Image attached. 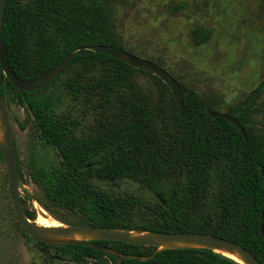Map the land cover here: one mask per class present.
Wrapping results in <instances>:
<instances>
[{"label": "trees", "instance_id": "1", "mask_svg": "<svg viewBox=\"0 0 264 264\" xmlns=\"http://www.w3.org/2000/svg\"><path fill=\"white\" fill-rule=\"evenodd\" d=\"M193 38L196 45H203L211 33L197 28ZM2 39L13 71L23 80L42 76L75 55L53 83L30 93L20 92L0 65V94L7 107L10 99L24 108L40 140L62 158L52 166L32 164L31 177L43 191L45 208L79 212L85 217L84 226L210 234L242 245L264 264V130L252 122L264 97V82L236 114L228 113L243 126L244 137L225 118H212L208 113L212 108L193 90L181 85L184 113L180 117L172 93L159 77L86 50L102 45L125 51L105 0H8ZM98 65L102 78L85 88L97 92L102 111L92 131L79 136L48 91L73 67L93 71ZM138 74L148 75L160 86L157 102L140 96ZM82 76L76 73L65 86L73 90ZM214 174L219 188L208 211ZM124 179L158 194L159 201L144 204L94 183ZM165 185L168 189L162 191ZM22 201L28 217L36 220V213ZM37 242L45 252L53 248L75 263L238 264L206 248L159 251L115 241L88 242L119 254L121 261L112 252L80 244Z\"/></svg>", "mask_w": 264, "mask_h": 264}, {"label": "rangeland", "instance_id": "2", "mask_svg": "<svg viewBox=\"0 0 264 264\" xmlns=\"http://www.w3.org/2000/svg\"><path fill=\"white\" fill-rule=\"evenodd\" d=\"M24 2L29 0H23ZM116 32L125 51L158 64L180 85L196 92L219 114L232 113L247 96L264 82V0H105ZM202 28L211 33L210 40L196 45L193 32ZM83 73L74 89L65 83ZM101 65L93 71L76 66L54 84L51 94L61 115L73 121L76 134L88 135L99 114L97 92L85 84L102 78ZM140 96L157 102L160 86L148 75H135ZM151 97V98H150ZM20 173L22 199L36 213L58 227L84 226L85 217L60 207L50 210L43 206L42 189L31 177L32 164H60L59 152L40 140L25 109L8 99ZM264 130V97L257 104L252 120ZM94 183L106 190L141 200L144 204L159 201V195L140 184L124 179L117 183ZM212 197L207 205L211 210L219 188L214 174ZM168 186H162L165 191ZM140 219H136L139 223ZM135 225V224H134ZM51 227V226H48ZM53 227V226H52ZM139 234V233H137ZM0 264H94L75 263L61 252L50 248L45 252L19 223L9 196L7 166L0 157Z\"/></svg>", "mask_w": 264, "mask_h": 264}, {"label": "water", "instance_id": "3", "mask_svg": "<svg viewBox=\"0 0 264 264\" xmlns=\"http://www.w3.org/2000/svg\"><path fill=\"white\" fill-rule=\"evenodd\" d=\"M8 0H0V65L5 76L20 92H34L40 90L53 83L74 60L75 55H69L56 67L42 76L31 80H23L19 78L13 71L8 57L6 48L2 39L5 12ZM86 50L102 53L107 56L117 58L133 68L147 69L155 76L159 77L169 88L173 98L178 106L180 117L184 113V100L180 83L158 64L139 58L127 51H115L108 46H92L85 47ZM27 106V104H26ZM29 114L33 116L32 110L27 109ZM208 113L212 118L221 116L231 122L240 132L246 137V131L239 121L227 114H219L213 109H209ZM0 120L2 124V139H0V151L3 160L8 169L9 175V196L13 203L14 212L25 232L33 239L44 243H72L80 244L87 247H92L99 250L112 252L109 249L92 246L89 241H115L126 243L140 247H155L159 251L176 248H206L215 252L216 250H227L236 252L242 256L246 264H262L247 248L242 245L226 240L221 237H216L210 234L202 233H167V232H129L125 230H116L107 227H92V226H65V227H45L38 225L35 220L28 217L23 205L21 189L23 187L18 156L15 142L13 125L6 101L0 94ZM139 233V234H137ZM264 237V226L262 228ZM80 234L88 236L83 240L70 239L69 237ZM185 244L186 246H180ZM121 261L123 257L112 252ZM218 253V252H217ZM239 264V263H238Z\"/></svg>", "mask_w": 264, "mask_h": 264}, {"label": "bare ground", "instance_id": "4", "mask_svg": "<svg viewBox=\"0 0 264 264\" xmlns=\"http://www.w3.org/2000/svg\"><path fill=\"white\" fill-rule=\"evenodd\" d=\"M2 124H1V120H0V139H2ZM37 223L38 225L40 226H45V227H48V226H53V227H58L59 225L54 223H49V221H47L46 219L40 217L38 220H37ZM70 239H76V240H83V239H86L88 238V236H83V235H80V234H76V235H73L71 237H69ZM180 246H186L185 244H179ZM219 254L223 255L224 257H227L239 264H246V262L243 260L242 256L239 255L238 253L236 252H229L227 250H216Z\"/></svg>", "mask_w": 264, "mask_h": 264}]
</instances>
